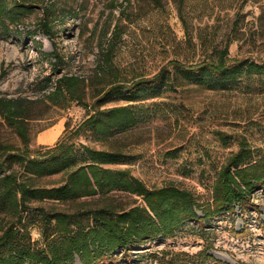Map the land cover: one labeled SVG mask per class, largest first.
Segmentation results:
<instances>
[{"label":"rangeland","instance_id":"obj_1","mask_svg":"<svg viewBox=\"0 0 264 264\" xmlns=\"http://www.w3.org/2000/svg\"><path fill=\"white\" fill-rule=\"evenodd\" d=\"M5 2L10 17L0 15V100L29 102L24 125L33 157L70 141L78 157L84 148L119 155L122 163L106 168L130 171L149 190H187L202 205L211 202L212 186L241 141L264 154V76L211 89L174 71V64L214 62L225 46L228 60L264 65V0ZM163 70L166 80L157 93L126 99L129 88L152 82ZM71 76L81 80V102L47 99L57 80ZM113 87L125 89L111 96ZM125 106L136 118L134 127L109 138L86 129L78 133L96 113ZM56 128L52 143H39L41 134ZM24 148L25 141L0 115V177L14 172L35 188L64 185L63 174L37 178L8 161ZM250 202L234 214L188 223L168 238L117 253L112 264H264V190ZM139 205L140 198L118 193L76 203L45 200L30 203L18 226L39 248L44 213ZM15 222L0 211V236Z\"/></svg>","mask_w":264,"mask_h":264},{"label":"trees","instance_id":"obj_2","mask_svg":"<svg viewBox=\"0 0 264 264\" xmlns=\"http://www.w3.org/2000/svg\"><path fill=\"white\" fill-rule=\"evenodd\" d=\"M0 15L10 17L5 0H0ZM219 54L214 62L190 68L174 64V71L185 81L211 89H228L247 78L264 76V65L228 60L226 46ZM167 71H161L148 84L129 88L124 96L130 102L142 93H157ZM80 85L79 78H61L47 99L53 103L81 102ZM124 89L113 87L110 95L123 93ZM28 104L25 99L0 100V115L25 141L24 150L9 156L8 161L21 164L25 173L37 178L63 174L65 183L44 189L20 181L14 172L0 177V211L16 218L0 236V264H74L75 259L80 264H112L117 253L125 254L160 237L168 238L185 224L234 214L237 207L244 210L250 206L252 196L264 190V154H256L245 141L239 143L237 153L221 168L212 186L211 202L202 205L187 190L173 186L149 190L130 171L106 168L122 163L119 155L84 148L78 157L70 141H60L33 157L27 149L29 140L24 125ZM136 124L130 107H118L91 116L78 133L86 129L100 138H109L114 132H125ZM112 193L140 198L143 205L75 214L44 213L39 217L44 241L39 248L31 244L27 229L18 226L30 203L45 200L76 203Z\"/></svg>","mask_w":264,"mask_h":264},{"label":"bare ground","instance_id":"obj_3","mask_svg":"<svg viewBox=\"0 0 264 264\" xmlns=\"http://www.w3.org/2000/svg\"><path fill=\"white\" fill-rule=\"evenodd\" d=\"M58 133H59V128L52 129L48 132L41 134L38 141L42 145L50 144L56 139Z\"/></svg>","mask_w":264,"mask_h":264}]
</instances>
